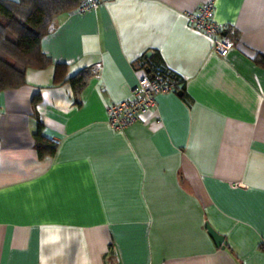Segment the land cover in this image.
<instances>
[{"label": "crops", "instance_id": "1", "mask_svg": "<svg viewBox=\"0 0 264 264\" xmlns=\"http://www.w3.org/2000/svg\"><path fill=\"white\" fill-rule=\"evenodd\" d=\"M206 1L101 0L54 20L53 64L0 91V264H264V0H213L226 56L188 19ZM56 63L85 87L55 83ZM158 66L172 89L112 127L108 107Z\"/></svg>", "mask_w": 264, "mask_h": 264}, {"label": "trees", "instance_id": "2", "mask_svg": "<svg viewBox=\"0 0 264 264\" xmlns=\"http://www.w3.org/2000/svg\"><path fill=\"white\" fill-rule=\"evenodd\" d=\"M84 0H0V91L18 88L27 82L29 68L44 69L53 64L43 52L42 40L49 33L54 20L61 14L75 10ZM264 65V57H257ZM54 81L71 82L82 90L89 73L79 72L67 77V65L56 63ZM35 135L41 155H53L58 144L42 134L43 125Z\"/></svg>", "mask_w": 264, "mask_h": 264}, {"label": "built area", "instance_id": "3", "mask_svg": "<svg viewBox=\"0 0 264 264\" xmlns=\"http://www.w3.org/2000/svg\"><path fill=\"white\" fill-rule=\"evenodd\" d=\"M101 0H84L78 11L85 12L99 6ZM189 21L197 29L213 38V49L221 56H226L234 46V40L223 35L224 26L215 19V2L202 3L195 11L187 14ZM173 78L166 69L158 66L150 74L139 78L133 89L132 97L115 102L108 107V122L117 130H123L134 124L141 113L157 105V96L169 92L174 85Z\"/></svg>", "mask_w": 264, "mask_h": 264}, {"label": "water", "instance_id": "4", "mask_svg": "<svg viewBox=\"0 0 264 264\" xmlns=\"http://www.w3.org/2000/svg\"><path fill=\"white\" fill-rule=\"evenodd\" d=\"M225 34V33H224ZM206 227L208 229L209 234L212 236V238L215 240L217 246L219 247H226L225 237L221 233H219L217 230H215L209 222L206 224Z\"/></svg>", "mask_w": 264, "mask_h": 264}]
</instances>
